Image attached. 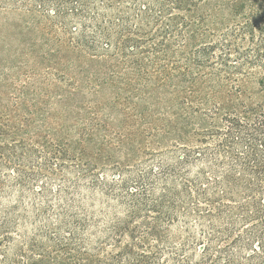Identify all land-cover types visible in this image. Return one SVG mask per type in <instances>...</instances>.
<instances>
[{"label": "trees", "instance_id": "obj_1", "mask_svg": "<svg viewBox=\"0 0 264 264\" xmlns=\"http://www.w3.org/2000/svg\"><path fill=\"white\" fill-rule=\"evenodd\" d=\"M210 1L219 0H0V9L41 18L58 42L15 48L29 76L19 86L1 58L10 88H0V264H264V100L216 102L195 122L176 108L205 99L210 81L253 69L264 87V16L253 5L188 43ZM64 50L101 65L88 71ZM29 55L42 70L25 67ZM74 68L101 74L94 94L111 79L114 100L121 88L133 101L171 104L164 117L182 118L172 128L181 141L150 150L137 132L127 143L100 134V109L77 99L84 84L58 71ZM122 150L129 158L113 160Z\"/></svg>", "mask_w": 264, "mask_h": 264}, {"label": "rangeland", "instance_id": "obj_2", "mask_svg": "<svg viewBox=\"0 0 264 264\" xmlns=\"http://www.w3.org/2000/svg\"><path fill=\"white\" fill-rule=\"evenodd\" d=\"M254 6V12L262 14L264 16V0H219L217 2L210 1L205 4L198 11L201 17L195 19L194 26L188 29L185 33L186 38L190 46L197 44L202 41H207L211 38L210 32L218 33L224 28L226 24L225 21L229 19V15L234 10L239 8H244L246 13H249L251 6ZM203 17V18H202ZM257 19L260 20L259 15H256ZM227 19V20H226ZM255 19V20H257ZM233 20H231L232 22ZM50 30H48L47 24L42 21L36 15H31L26 12L0 9V62L1 58L5 59L6 62L5 70L9 74L11 81L20 80V83L24 84L29 80L28 74H26L22 69H20V63L15 61L14 53L15 48L18 50L23 49L24 44H31L35 42L36 44H45L49 42L51 48L58 46V42L51 36ZM53 33V31H52ZM197 37V40L195 37ZM20 43V44H19ZM25 46V45H24ZM76 54H81L80 63H82L88 71H91L101 65L100 62L89 59L85 56L84 52L79 50H74ZM72 51L64 50L61 54L65 55L67 61H75L77 56H75ZM177 55V54H176ZM175 55V56H176ZM27 64L25 67L36 66L39 71L43 69V66L34 62L35 57L29 55L27 58ZM162 62H167L163 60ZM161 63V62H160ZM16 64V66H14ZM156 64H159L156 62ZM165 64V63H161ZM170 66V63H168ZM67 69L60 70L65 76L72 78L77 84H84L82 87V94L77 96V99H82L84 105H90L94 108L100 109L99 116H101V121L106 123L108 132L103 130L100 134L105 136L110 132L113 135L115 132L118 133L120 138L127 143L128 139L126 137L129 133H140L139 136L143 135L144 142L142 143V148H148L150 150L155 148H165L171 145L174 141H181L178 136L172 131V128L179 126L184 121L182 118H176L173 121L166 120L164 117V112L171 107V104H163V102H147L145 100L134 99V94H125L123 89H119L120 95L119 99L114 100L113 82L112 86L109 84L111 79L107 80V83L103 84L102 90L94 94V90L99 82L103 81L101 74H95L97 77H93L90 73H76L77 70ZM86 75V76H85ZM262 77V72L259 69H253L247 76L239 77L237 81L222 80L217 83V80H212L207 85H212L215 83L214 89H209L210 94L202 101H197L195 97L189 99L188 104L177 105L176 108L187 115L190 121H198L200 111L211 107L214 103H221L223 106L238 105L240 103L252 104L258 101L264 100V87L260 84V79ZM68 80V79H66ZM100 80V81H99ZM53 84L59 85L63 89H68L67 81H58L54 79ZM51 84L47 83L49 88ZM203 85V84H202ZM208 87V88H211ZM0 88L8 92L10 88L7 83H2L0 81ZM207 88V89H208ZM78 91L76 94H78ZM168 95V94H167ZM166 95V96H167ZM180 94H174L176 102L181 100ZM170 94L167 98H169ZM3 104H7L8 100L5 98L1 101ZM88 103V104H87ZM192 107V108H191ZM80 112H84V109H77ZM198 110V113L194 111ZM65 112L63 111V121L65 119ZM85 119H83L84 121ZM61 121H56L51 119L49 124L57 126ZM158 128V135L156 137H151L150 130L153 127ZM155 129V127H154ZM156 130V129H155ZM169 130V133L167 131ZM172 131V132H171ZM147 134V136H146ZM109 137V136H108ZM106 137V138H108ZM140 148V150H142ZM127 151L122 150L120 153H115V158L113 160H118L120 162H125L128 158H125ZM142 155L140 151L132 158H140Z\"/></svg>", "mask_w": 264, "mask_h": 264}]
</instances>
